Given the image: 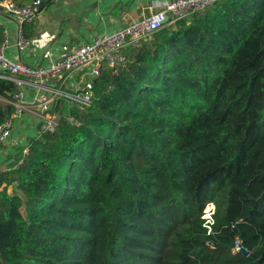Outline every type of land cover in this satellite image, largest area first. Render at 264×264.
<instances>
[{"label":"trees","instance_id":"obj_1","mask_svg":"<svg viewBox=\"0 0 264 264\" xmlns=\"http://www.w3.org/2000/svg\"><path fill=\"white\" fill-rule=\"evenodd\" d=\"M125 54L0 171V264H264V0H220ZM16 89L0 78V98Z\"/></svg>","mask_w":264,"mask_h":264},{"label":"built area","instance_id":"obj_2","mask_svg":"<svg viewBox=\"0 0 264 264\" xmlns=\"http://www.w3.org/2000/svg\"><path fill=\"white\" fill-rule=\"evenodd\" d=\"M56 1L31 0L17 4L13 0H0V8L15 17L19 23L15 42L18 50L28 48L31 44V41L23 34V24L32 23L43 8ZM218 1L220 0H155L156 4L153 5L155 10L149 15L111 33L101 34L87 43L73 46L62 44L55 52L46 49L43 52V58L47 60V63L36 66L6 57L7 39H2L0 42V78L15 81L17 89L11 99L0 98L1 101L10 103L14 108L11 116L0 122V153L11 138L16 121L30 105L38 108L40 118V126L34 138L39 137L43 132H52L57 125V112L53 109L54 106L60 105L61 107L62 102L67 108L73 107L78 110L91 106L94 99L93 82L100 74L103 65L112 69L114 73L125 69L128 64L126 49L136 48L141 42H150L154 33L165 24H173L179 19L188 21ZM46 2L48 4H45ZM79 71H86L87 76L81 80L69 82L68 77ZM51 77H57L58 84L49 90H42L44 82ZM23 79L38 86V91L30 103L27 102L20 88ZM27 150L28 144L22 147L21 157L18 160L7 162L1 171H7L10 163H13V169H17ZM214 212V203L207 202L202 210L201 218L208 233L211 231ZM240 248V239L236 237L231 252H240Z\"/></svg>","mask_w":264,"mask_h":264},{"label":"crops","instance_id":"obj_3","mask_svg":"<svg viewBox=\"0 0 264 264\" xmlns=\"http://www.w3.org/2000/svg\"><path fill=\"white\" fill-rule=\"evenodd\" d=\"M155 0H57L48 4L30 24H23V34L31 41L28 48L18 50L15 42L18 36V21L0 8L1 41L7 39L5 55L11 60L30 66L46 64L43 52L50 49L55 52L60 45L69 46L87 43L95 37L111 33L122 26L152 13ZM71 74L69 82L86 77V71ZM44 82L42 90H49L58 84ZM20 88L30 103L38 91V86L23 79ZM39 111L30 105L27 111L16 121L13 134L0 153V171L9 161L14 160L18 150L34 138L40 126ZM18 149V150H17Z\"/></svg>","mask_w":264,"mask_h":264},{"label":"water","instance_id":"obj_4","mask_svg":"<svg viewBox=\"0 0 264 264\" xmlns=\"http://www.w3.org/2000/svg\"><path fill=\"white\" fill-rule=\"evenodd\" d=\"M131 2H133L134 0H130ZM145 1H152V0H145ZM166 20V19H165ZM166 22V21H165ZM96 80V78L94 79V81ZM240 252L247 256L249 254V250L246 249L244 246L241 245V248H240Z\"/></svg>","mask_w":264,"mask_h":264},{"label":"rangeland","instance_id":"obj_5","mask_svg":"<svg viewBox=\"0 0 264 264\" xmlns=\"http://www.w3.org/2000/svg\"><path fill=\"white\" fill-rule=\"evenodd\" d=\"M74 73H75V72H74ZM74 73H72V75H73V77L75 78L76 75H74ZM47 82H50V83H51V82H54V79H52V78H47ZM62 105L65 106L64 102H62ZM17 150H18V149H17ZM20 150H21V149H20ZM20 150H18V153H19ZM8 189H9V191H13V186H12V185H9V186H8Z\"/></svg>","mask_w":264,"mask_h":264}]
</instances>
